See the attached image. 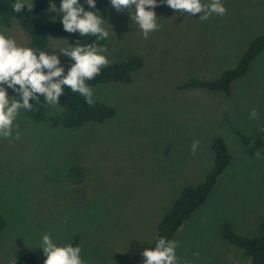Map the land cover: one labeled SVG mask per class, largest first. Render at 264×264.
<instances>
[{"label":"rangeland","instance_id":"obj_1","mask_svg":"<svg viewBox=\"0 0 264 264\" xmlns=\"http://www.w3.org/2000/svg\"><path fill=\"white\" fill-rule=\"evenodd\" d=\"M157 3L160 27L147 39L133 12L111 7L105 20L112 27L103 45L108 64L131 55L143 60L130 84L89 86L93 100L113 107L111 119L64 129L30 121L20 109L12 138L0 137V215L6 222L0 264H21L26 252L43 263L45 234L57 244L78 234L84 264H142L141 253L163 215L185 186L201 183L211 168L215 136L225 140L231 162L206 202L176 232L178 264H249L222 239L220 225L230 221L239 235L253 237L264 219V52L234 82L230 96L178 86L234 68L264 33V0H223L226 15L205 21ZM40 18L59 22L62 16L56 9ZM0 32L28 44L16 22L0 26ZM48 43L58 55L68 46L52 37ZM59 59L67 73L74 61ZM46 107L49 115L63 110L48 102ZM252 109L258 119L250 118ZM75 164L85 172L86 199L80 205L68 197L67 172Z\"/></svg>","mask_w":264,"mask_h":264},{"label":"clouds","instance_id":"obj_2","mask_svg":"<svg viewBox=\"0 0 264 264\" xmlns=\"http://www.w3.org/2000/svg\"><path fill=\"white\" fill-rule=\"evenodd\" d=\"M85 2L89 8H96V0ZM161 2L181 13L199 14L201 21L208 20L213 14L222 17L227 13L223 0H209L208 3H203L202 0ZM110 5L118 13L133 12L132 19L138 24L144 39L159 30L158 16L153 10L158 6L157 0H110ZM12 7L16 13L24 11L25 8L31 11L33 3L32 0H16ZM48 10L56 12V4L49 3ZM59 12L63 29L68 33L92 35L97 40L107 39L110 35L108 28L112 27L108 23L105 27L104 19L97 14L98 10H86L79 0H60ZM58 50L59 55L74 61L66 74L56 50L46 52L21 45L13 37L0 32V137L12 138L13 123L19 110L33 109L30 100L39 103V97L43 96L49 104L59 105V98L63 95L65 86L83 96L89 105L94 103L92 89L86 81L94 79L101 69L108 65L109 61L103 54L107 52V48L96 43L81 45L79 40H76L75 46L68 43L67 47ZM7 89L16 93L18 98L9 96ZM250 118L258 119L255 109H252ZM15 138H20L18 131ZM198 146L199 141L194 140L191 151L195 153ZM177 246L176 241L159 237L154 248L142 251L143 264H178L175 251ZM40 248L46 257L44 264H84L80 246L58 245L51 239L50 234L43 235ZM194 255L199 258L198 252Z\"/></svg>","mask_w":264,"mask_h":264},{"label":"trees","instance_id":"obj_3","mask_svg":"<svg viewBox=\"0 0 264 264\" xmlns=\"http://www.w3.org/2000/svg\"><path fill=\"white\" fill-rule=\"evenodd\" d=\"M15 2L16 0H0V26L8 28L13 22H16L28 37V47L51 52L48 43L51 37L65 40L67 43H72L73 46H75L76 40H79L81 45L96 43L103 46L105 43V39L97 40L92 35L80 36L79 33H68L63 29L60 21L46 22L41 20L40 16L49 11V3H55L56 9H59L60 0H33L32 10L28 11L25 8L20 13L13 11L12 5ZM79 3L86 10H98L97 14L104 21L110 17V0H96L95 9L89 8L85 0H79ZM263 52L264 33L248 45L234 68L223 71L216 79H190L178 86V89H202L214 94L230 96L234 82L247 75L253 61ZM142 65L143 60L141 57L131 55L103 67L99 75L92 80L86 81V83L88 86L107 83L130 84L133 80V74ZM10 91L14 93L11 89ZM93 101L94 103L89 105L83 96L72 92L70 88L65 86L64 93L59 98V105H57L63 107L60 113L49 115L46 101L43 96H40L39 103L30 100L33 109H23V114L30 121L45 122L51 127L59 126L64 129L78 128L86 123L101 124L115 115L113 107L103 102ZM211 149L214 155L213 162L203 181L195 186H185L181 190L179 197L172 203L157 224L156 235L149 248L155 247L156 240L159 237L173 240L182 224L206 202L216 187L218 179L231 162V155L225 140L221 136L212 138ZM67 176L71 184L68 196L69 200L75 205H80L86 199V192L83 187L84 168L80 164H75L68 170ZM5 227L6 222L0 215V237ZM220 235L226 243L240 250L242 255L249 259V264H264V219L259 223L257 234L253 237L239 235L230 221H224L220 225ZM78 243L79 236L75 234L70 240L58 245L72 244L73 246H77ZM21 264H44V262H38L32 253L26 252L21 258Z\"/></svg>","mask_w":264,"mask_h":264}]
</instances>
